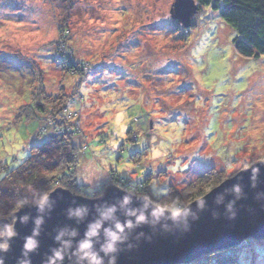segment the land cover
I'll use <instances>...</instances> for the list:
<instances>
[{"label": "rangeland", "instance_id": "374dc122", "mask_svg": "<svg viewBox=\"0 0 264 264\" xmlns=\"http://www.w3.org/2000/svg\"><path fill=\"white\" fill-rule=\"evenodd\" d=\"M174 1L0 0V165L23 164L51 134L77 159L78 189H54L98 198L114 185L157 205L202 172L227 179L264 161V56L238 55L232 29L207 8L176 32ZM62 41L84 63L74 75L56 63ZM59 97L70 102L63 118L37 121L36 105L53 109ZM236 259L264 264V240Z\"/></svg>", "mask_w": 264, "mask_h": 264}, {"label": "water", "instance_id": "95a60500", "mask_svg": "<svg viewBox=\"0 0 264 264\" xmlns=\"http://www.w3.org/2000/svg\"><path fill=\"white\" fill-rule=\"evenodd\" d=\"M197 11L194 0H175L169 16L189 29ZM124 197L130 202L123 203ZM113 207L115 211L108 213ZM133 209L136 215L143 211L146 222L119 233L115 251H102L109 241L105 230L117 221L134 220L126 217ZM10 224L15 234H2L0 242L7 247L0 249V264H49L50 260L53 264H89L92 254L102 264H190L245 241L264 240V161L225 179L176 213L114 185L105 187L98 198L57 187L42 208L39 203L24 206L11 220H1L2 233ZM89 242L91 247H84ZM33 243L34 247H26Z\"/></svg>", "mask_w": 264, "mask_h": 264}, {"label": "trees", "instance_id": "16d2710c", "mask_svg": "<svg viewBox=\"0 0 264 264\" xmlns=\"http://www.w3.org/2000/svg\"><path fill=\"white\" fill-rule=\"evenodd\" d=\"M194 2L198 7L197 14L202 8H207L217 14L232 29L234 33L232 45L238 55L255 59L264 56V0H194ZM172 22L177 27L176 32L180 31L181 25L177 21L172 20ZM194 26L195 19L190 29ZM62 31L63 35L67 33L65 29ZM66 45L65 41L60 42V47L55 53L56 63H62L63 69L74 75L82 70L84 63L72 61L70 54L67 53ZM31 96L38 98L35 92ZM57 102L61 104L57 105ZM68 102V100L59 97L52 105L53 109L49 110H46L45 106L36 105L35 111L37 109L40 117L35 119L41 121L43 114L47 112L51 116L60 113L70 105ZM34 106L35 104L30 105L29 103L24 109L33 110ZM61 118L63 117L55 115L53 120L56 122ZM20 119L22 123L28 120L26 114ZM50 123V128H56L52 121ZM61 130L65 131V129L59 128L58 132ZM68 133L73 132L69 130ZM28 149L30 153L23 164L18 167L10 169L6 165H0V173H2V175L0 174V221L11 220L12 214L21 207L38 204L39 200L52 191L55 186L61 185L72 190L78 189L73 176L77 159L74 153L75 147L71 142L67 143L63 138L49 134L47 137L43 136L39 143L29 145ZM86 149L87 146H85V151ZM222 173L214 170L202 172L184 189H169L168 193L157 198L154 197L153 200L161 209L176 212L223 182L226 178ZM125 180V178H120L119 183ZM142 183L139 180L136 184L142 185ZM86 191L83 189L80 193L84 192L87 195ZM254 242L252 240L245 241L238 247L199 258L190 264H235L238 261L236 259L237 251L243 249L245 243L252 245Z\"/></svg>", "mask_w": 264, "mask_h": 264}, {"label": "clouds", "instance_id": "9594fccd", "mask_svg": "<svg viewBox=\"0 0 264 264\" xmlns=\"http://www.w3.org/2000/svg\"><path fill=\"white\" fill-rule=\"evenodd\" d=\"M47 201V196H44L42 199L39 200V207L42 208L43 204ZM130 200L128 197H124L123 199V203L127 204L129 203ZM115 211V208H110L108 209V213H112ZM77 215H79V211H77L76 213ZM126 217H135V219H125V221L123 222H120V221H117L114 225H113V228L112 229H106V234L107 236L109 237V241L106 245V247H102V251H104L105 253L109 252V251H115V242H117L118 240H120V236H119V233H122L125 231V229H131L133 228L134 226L138 225L139 223H143V222H146V216L144 214L143 211H141V213L139 215H136V210L133 209V210H130L126 213ZM23 220H26L27 217H23L22 218ZM41 221L38 219L36 221L37 224H39ZM99 226V225H97ZM0 234H4V235H7L9 237L13 236L15 233L12 229L11 226H8L7 227V230L5 233H0ZM87 235V233H86ZM34 243L31 244V245H26V247H34ZM7 245H0V249H6ZM84 247H91V244L90 242L89 243H86L84 245ZM55 257L58 259L60 258V253L59 252H56L55 253ZM88 259H89V264H102V261L101 259L95 255V254H92L91 256H88ZM49 264H53V261H49ZM110 264H114V261H110Z\"/></svg>", "mask_w": 264, "mask_h": 264}]
</instances>
